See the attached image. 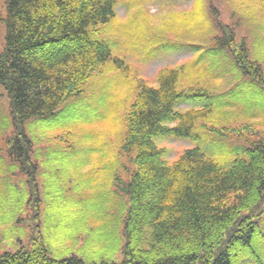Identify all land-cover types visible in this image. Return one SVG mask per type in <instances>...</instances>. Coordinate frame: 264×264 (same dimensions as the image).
Instances as JSON below:
<instances>
[{
    "label": "trees",
    "instance_id": "16d2710c",
    "mask_svg": "<svg viewBox=\"0 0 264 264\" xmlns=\"http://www.w3.org/2000/svg\"><path fill=\"white\" fill-rule=\"evenodd\" d=\"M118 2L4 1L0 177L20 174L30 180L46 159H55L56 151L46 153L47 148L40 145L51 140L56 128L52 119L61 105L80 96L91 79H98L100 67L111 60L110 47L94 34L113 19ZM259 3L194 0L192 10L182 14L186 15L183 22L196 28L198 41L207 38V51L212 53L205 51L176 68L160 70L154 87L139 80L136 93L126 91V98L134 95L123 118L121 149L133 156V169L124 183V172L119 169L126 168L119 166L114 179L129 202L123 222V261H100L84 254L83 259H56L42 245H34L0 253V264H242L245 259L264 264L260 228L264 219V135H259L263 130H249L248 125L231 129L237 141L249 145L236 150L227 168L207 158L198 147L185 150L170 163L166 150L154 141L162 137L197 142L192 130L198 121L211 115L238 116L241 107L240 113L250 119L260 116L264 120V25L258 23L260 35L253 51L238 29L240 14L247 15ZM205 54L211 59L212 77L219 84L223 78L230 80L227 89L221 88L223 95H213L216 98L208 90L196 89L195 77L188 80L187 68ZM115 63L123 65L118 59ZM117 84L123 88L122 78ZM116 105L120 107V101ZM177 105L189 107L177 110ZM7 197L0 224L9 223L26 200L13 192ZM104 237L99 234L94 239L100 243ZM111 241L112 235L105 246L96 245L97 252H110L113 258L117 249L109 245Z\"/></svg>",
    "mask_w": 264,
    "mask_h": 264
},
{
    "label": "rangeland",
    "instance_id": "374dc122",
    "mask_svg": "<svg viewBox=\"0 0 264 264\" xmlns=\"http://www.w3.org/2000/svg\"><path fill=\"white\" fill-rule=\"evenodd\" d=\"M4 1L0 0V47L5 32ZM193 3L194 0H119L113 19L94 34L97 41L110 47L111 60L100 67L98 79H91L80 96L61 105L52 119L56 128L50 132L51 140L40 142V146L47 148L46 153L56 151L55 159H46L49 161H45L30 180L20 174L10 179L0 177V218L6 213L7 195L13 192L26 198L20 210L9 217L10 222L0 224V253L42 245L48 255L56 259L72 256L83 259L84 254L100 261H123V222L129 202L114 179L119 166L126 168L119 169L124 172V183L133 169V156L121 149L124 114L139 80L154 87L160 70L176 68L205 51L212 53L207 51V38L198 41L196 28L183 22L182 17L186 15L182 14L192 10ZM247 13L240 14L242 23L238 29L253 51V44L260 35L258 23L264 25V0H260L259 5L253 4ZM222 16L228 21L226 14ZM116 59L123 65L118 66ZM210 61L207 54L202 60L197 59L187 68L188 80L195 77L199 82L196 89L208 90L209 96L216 98L213 95H223L222 89L228 88L230 80L223 78L219 84L220 80L212 77ZM121 78L123 88L117 84ZM128 89L134 92L126 98ZM177 92H181V87ZM3 100L0 97L2 107ZM118 101L120 107L116 105ZM189 105H177L176 109H187ZM240 112L227 119L211 115L198 121L192 130L197 142L159 137L154 140L155 144L166 150L165 159L170 163L185 150L198 147L207 158L227 168L236 158V150L249 145L245 140L237 141L231 129L248 125L249 130H263L259 135H264L263 118L250 119ZM260 228L264 232V219ZM99 234L105 236L100 243L94 239ZM110 235L113 242L109 245L117 249L113 258L110 252H97L99 247L96 246H105ZM242 264L255 263L245 259Z\"/></svg>",
    "mask_w": 264,
    "mask_h": 264
}]
</instances>
